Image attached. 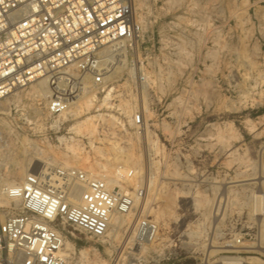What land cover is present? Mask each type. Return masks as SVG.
Segmentation results:
<instances>
[{"label": "rangeland", "instance_id": "374dc122", "mask_svg": "<svg viewBox=\"0 0 264 264\" xmlns=\"http://www.w3.org/2000/svg\"><path fill=\"white\" fill-rule=\"evenodd\" d=\"M135 2L110 82L70 95L69 71L0 100V203L28 172L76 166L142 195L103 240L64 223L70 264H264V0ZM52 93L68 112H47Z\"/></svg>", "mask_w": 264, "mask_h": 264}, {"label": "built area", "instance_id": "2783aa9c", "mask_svg": "<svg viewBox=\"0 0 264 264\" xmlns=\"http://www.w3.org/2000/svg\"><path fill=\"white\" fill-rule=\"evenodd\" d=\"M138 32L135 0H0V100L39 78L68 80L69 71L70 95L110 82L115 56ZM69 104L52 93L46 109L59 115ZM1 193L0 264H70L63 224L103 240L112 215L130 212L142 188L114 190L89 171L58 166L28 172Z\"/></svg>", "mask_w": 264, "mask_h": 264}, {"label": "bare ground", "instance_id": "6f19581e", "mask_svg": "<svg viewBox=\"0 0 264 264\" xmlns=\"http://www.w3.org/2000/svg\"><path fill=\"white\" fill-rule=\"evenodd\" d=\"M122 50H120L119 52H121ZM116 55V54H115ZM117 56V55H116ZM115 56V60L113 61V64H114V62L115 61H117V59L119 58H117ZM120 56H122V54H120ZM124 58V57H123ZM123 58L121 59H118V62L120 63L121 62V60H123ZM63 75V74H62ZM61 77H63V76H57V78H61ZM56 78V80H58ZM54 82V81H53ZM59 83V82H58ZM61 83V82H60ZM79 87H82V85H79ZM42 91V89H38V91ZM85 90V88H79L78 89V91H84ZM78 91H76V92H78ZM66 98V97H65ZM68 101H69V99L68 98H66ZM95 102H96V96L95 95H90L87 99H86V101H85V103H84V106H83V109L85 110V111H87L92 105H94L95 104ZM69 110L67 109L66 111H64L63 112V114H65L66 112H68ZM81 111V110H80ZM95 116V115H94ZM97 116H100V114L99 115H97ZM93 119V116H91V117H87V118H85L84 120L88 123V124H92L93 122H90L91 120ZM100 119H102V117L100 116ZM94 129V127H92V130ZM91 130V131H92ZM118 173L120 174V175H122V174H124V172L126 171L124 168H122L121 166L120 167H118ZM127 173V172H126ZM107 184V183H106ZM75 191L76 192H78V190L77 189H75ZM259 191V190H258ZM126 192V191H125ZM128 193V192H127ZM263 196H264V194H261L260 192H257L256 194H254V200H255V204H254V209L255 210H257L258 208H260V203H261V200H262V198H263ZM68 248H70V243L68 242V241H66L65 240V242H64V247H63V255L64 256H67L68 254H66V252H65V250L66 249H68ZM239 263H241V264H247L246 262H244V261H242V260H237V259H225V260H222L221 261V263L220 264H239Z\"/></svg>", "mask_w": 264, "mask_h": 264}]
</instances>
